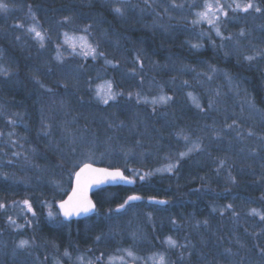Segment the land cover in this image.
<instances>
[{
    "label": "trees",
    "instance_id": "trees-1",
    "mask_svg": "<svg viewBox=\"0 0 264 264\" xmlns=\"http://www.w3.org/2000/svg\"><path fill=\"white\" fill-rule=\"evenodd\" d=\"M20 1L22 9L10 15L6 14L9 17L4 20L0 15V49L12 55V64L9 66L22 79L27 78L28 73L41 77L49 89L43 96L34 88H30L25 80H18V83L14 81L8 85L7 82H0V130L14 131L16 117L9 113L16 111L14 109L19 110L17 114L26 110V113H29L28 123L31 131H27V135L33 146H36L35 154L46 153L47 157L54 158L57 153L54 149L57 147L63 156L74 152L76 139L73 135L70 136L72 130L78 132L83 141L92 140L95 134L96 138L104 141L103 144L116 142L119 147L121 141L127 144L134 142L141 135L138 132L146 129L142 138L149 141L145 142L151 147L163 151V155H169L186 134L190 135L201 142V149L179 161L175 170V173L180 174L178 179L174 174L152 172L148 179L149 186L145 185L142 189L138 188L137 183L134 186L102 188L94 194L98 203L97 212L107 207L112 213L111 217L122 221L121 217L118 219L115 216L122 211L119 209L120 205L129 206L128 197L134 192H140L139 195L144 199L134 202L135 204L146 206L144 210H153L157 217L162 213L171 212L178 221L176 227L186 247L169 250L173 264H264V254L259 251L264 248L263 220L258 215H251V212L241 206L232 205L229 208V192H223L229 187L233 191L250 195L264 213V174L259 173L264 169L261 167L264 163V121L259 122L241 111V102L238 98L235 99L236 91H228L225 78V74H228L238 81L240 90L244 91L245 87L254 96L255 103L264 115V65L249 66L242 62L243 51L247 49L246 53L249 55L254 49L252 46L264 44V0H257L255 3L261 9L260 12L255 11L256 21L252 19L247 24H237L235 32L239 33L246 28V38H224L220 41L216 39L218 41L215 43L205 39L207 44L200 47H193L199 44V41H193L197 37L185 34L194 25L188 26L183 18L178 17L186 12V9L198 7L196 5L200 2L196 0L188 4L191 0H186L183 13L174 12L175 17L171 22L175 31H169L170 28L158 25L147 16L135 14L133 7L119 15L113 11L117 7L107 0ZM143 6L149 7L152 12H160L156 16L168 12L163 5L156 2H147ZM33 17L47 29L49 38L44 48H36L40 56L53 57L51 43L52 38L57 35V30L74 31V27L86 25H89L90 33L103 55L90 59L89 61L93 62L92 68L84 70L83 75L77 78L56 63L52 64L51 69L48 63V71L51 72L46 73V76L41 75L40 71L35 69L34 58L29 57L34 53L31 48L24 49L21 44L22 47H17L18 43L10 35L5 39V34L9 33V26L14 21L17 24L35 23ZM65 17L70 19L65 21ZM1 21L7 24L4 25ZM255 25H260L261 30L255 28ZM125 71L131 76L125 78ZM100 74L114 80L119 93L115 101L105 104L93 99L91 81H95ZM71 77L75 79L72 80ZM158 89H165L170 94V104L159 107L142 100L148 93ZM190 92L202 99V106L196 105L189 95ZM91 109H101L106 114L101 119L97 118L99 125L96 122L93 127H88L87 117ZM130 115L133 118H130ZM89 119L93 121L95 117L90 114ZM23 120H26V116ZM119 122L122 123L116 131L110 123ZM123 122L127 125L124 126ZM52 123L55 129L50 126ZM229 125L231 127H228ZM40 127L50 132L54 145L55 138L66 147V154L64 147L55 145L52 149L48 146L50 137L48 138L47 133L40 130ZM55 134L68 137L61 140ZM151 139H158V142ZM153 155L141 165L140 172L143 175L148 168L166 163L163 162V155L154 152ZM85 160L89 159H82ZM221 161L224 162L223 165ZM129 162L130 160H117L102 164L123 167L128 173ZM153 184L159 188H153ZM101 191L114 194L106 206H102L101 200L97 198ZM164 191L167 196L159 194ZM151 196H164L167 203H151L147 200ZM174 205L179 208V214H176L178 209H175ZM97 212L83 219L66 220L65 230L56 229L59 233L55 235L47 230V227L44 230L46 234L55 236L54 239L63 243L67 236L82 240L81 244L88 241L86 243L98 247L97 254L104 253L107 250L106 240L93 243L91 238H87L90 234L83 232L87 225H91L90 228L95 230L102 228V225L104 227L106 215L98 216ZM209 215L210 226H200V221ZM73 223L76 224L75 227H72ZM173 229L175 226L167 228L166 232L174 235ZM158 235L162 240L163 230L159 231ZM114 236L121 239L120 241L132 239L130 229H127V233L118 232ZM147 241L149 246L154 240L149 237ZM117 242L116 239L110 240V243ZM40 248L47 251L40 252L37 259L27 257L25 261L15 258L11 260L7 254L1 257L0 264H51V249L44 243L40 244ZM102 258L99 256L96 264H102Z\"/></svg>",
    "mask_w": 264,
    "mask_h": 264
},
{
    "label": "rangeland",
    "instance_id": "rangeland-1",
    "mask_svg": "<svg viewBox=\"0 0 264 264\" xmlns=\"http://www.w3.org/2000/svg\"><path fill=\"white\" fill-rule=\"evenodd\" d=\"M194 1L195 0H191L187 2V4L193 3ZM196 1L200 2L196 5L198 7H191L189 9H186V12L183 13V7H175V5L185 6L186 0H107L108 3H112L115 5V7L121 8L124 13H126L130 9V7H133V9L135 10V14H139L144 17L147 16L153 21L155 20L158 25L164 26V28L166 29L170 28L169 31H175V29L172 27L171 22L172 18L175 17L174 12L179 14L182 12L183 14L178 17L183 18L188 26L194 25L193 28L190 29V31L185 32V34L187 35L188 33L191 37H197L193 41H199L198 43L201 46L207 44L205 39H209L210 42L215 43L218 40L220 41L224 38L228 39L229 37H240L237 38V40L246 38V28L243 29V36L240 35L241 31L239 33L235 32L237 30V24H247L248 22H251L252 19L254 21L257 20L254 9H249L247 12H245L235 8V5L237 3L241 4V6L246 5L249 2L257 5L255 4L257 0ZM147 2H156L157 4L163 5L165 10H168V12L166 14L163 13V15L158 14V16H156V14L160 12H152L150 11L149 7H144L143 4H147ZM0 3L7 5L6 10H0V15L2 16L3 20L9 17H7L6 14L10 15L15 13L19 9H22V2L20 0H0ZM205 3H210L213 6V9H215L217 3H219L220 5H223L224 12L227 13V15H224L220 11L215 12L216 17H219V19L215 20L214 23L216 27L219 28L220 35L217 34L215 27L208 24L206 21H202L198 24L192 23L193 20L197 19L196 13L204 11ZM136 6L138 7L137 9ZM243 14L246 15L243 16ZM248 14H250L251 17H249ZM209 15L211 16V13ZM33 20L35 21V23L32 22L28 24H21L20 22L17 24L14 21V23L9 26V33H7V35L5 34V39H7L8 35H10L12 39H14V41L19 44H17V47L23 46L22 48L24 49L31 48L34 53L32 56L29 55V57L34 58L36 62L35 69L40 71L41 75L46 76V73L51 72L48 71V63L50 69L52 68V64L56 63L57 65L61 66L64 71H67L74 75L75 78H77V76H82L84 70L92 68L93 62L89 60L96 59L100 55H97L96 58H93L91 55L84 56L80 54H74L72 48L64 43L65 33H68L70 37L73 35L87 36L88 41L97 49V53H100L99 45L93 39V36L90 33V29L88 28L89 25H86L87 23L85 24V27H74V31L68 29L60 32L59 30H57V35L52 38L51 43V49L54 58H49V56L46 58L44 57V55L40 56V53L36 51V48L42 49L48 42L49 38L46 34L47 29L43 28L41 24L38 23L37 19H35V17H33ZM1 22L5 23L4 25L7 24V22L5 21ZM33 24H36L38 29L46 35L43 46H41L40 42L37 39L33 38V34H30L28 32V28ZM260 27V25H255V28H259L261 30ZM86 28L87 32L84 31V29ZM6 29H8V27ZM5 32H7V30H5ZM18 37L19 39H17ZM11 44L13 45V43ZM252 48L254 49L249 53V55H247L246 49L245 51H243L242 56L244 57H242L241 55L239 56L240 58L242 57V59H244V61L242 62L249 64V66L251 65L258 67L259 65H264V44L255 45L252 46ZM76 52L79 53L80 49L77 48ZM254 52L255 54H253ZM58 54L59 59L57 58ZM248 56H252L254 58L252 60H247L245 57ZM11 57L12 55L10 56V53L5 52L4 49H0V82H7L8 85L10 83H13L14 81L17 82L18 80H25L26 82H28L30 88H34L36 92L45 96L47 94L46 90L49 89V87L48 85L43 83L44 80L41 77L30 75L29 73L27 78L22 79L21 76L18 75L15 70L13 71V68L9 66L10 64H12L11 62L13 58ZM47 59L49 60V62ZM170 61L171 57L169 58L168 62L170 63ZM172 66H174V64ZM125 76V78H127L131 75L127 71H125ZM75 78L71 77L72 80H74ZM225 78L227 80L228 87L226 88L228 89V91H236L235 99L238 98L239 102H241V104L239 105L241 111L246 113V115L248 116H252L257 121L263 122L264 115L261 111V108H259L255 103L254 96L251 95L245 87L244 91L240 90L238 88L240 84L233 77H229L228 74H225ZM106 81H111L113 92L118 93L114 80L112 78H109L108 76H105V74H100L95 81H91L94 100L102 102L96 96V90L98 85H104ZM32 85H35V87H33ZM81 86L82 88H84L83 85ZM189 94H191L190 97L197 106H202L203 101L197 94H195L194 92H190ZM161 96L171 97L165 89H158L156 91H151L150 93H148L142 100L145 103L159 107L170 104L171 99L168 100L167 103H153L154 99L158 101L159 97ZM250 100L254 102V106L249 102ZM110 101L113 100H109L108 102ZM14 110L16 111L9 113L13 114V116L16 117L15 121L17 122V124H13L15 126L14 131L11 129H8L7 131L0 130V204L4 205L3 208H0V260L1 257L3 258L7 254L10 257L9 259L11 260L15 258L16 260L25 261L27 257H29L30 259L32 257L37 259V256L40 252L47 251L46 249L40 248V244L44 243V245L51 249L52 255H50L51 258H53L51 264H96L99 256L103 257V261H101L102 264H153L150 257H153V255L157 253L164 254L167 264H173L172 259H170L169 257V250L171 248L166 241L168 237H171L173 240L177 241L178 244H185V241H183L179 235L180 231L177 230L178 227H176L178 221L176 220L174 214L171 212L167 214L162 213L159 217H157L153 210H144L146 206H139L138 204L134 203L138 201L129 202V206L119 208L122 211L116 213L115 216L118 219L119 217H121L122 221L127 222H122L120 220H117L115 217H111L112 213L109 212V209L106 207L97 212L98 216L106 215V223L104 227L102 225V228H99V230H95V228H90L91 225H87L83 228V232H88L90 236H93H87L88 239L91 238L93 243L97 244L100 240H106L107 250H105L104 253L97 254L96 250L98 247L96 245L86 243L88 241L81 244L80 241L82 240L79 241L74 237L71 238L67 236L64 243L58 241L57 239H54L56 238L55 236L46 234V230L44 229L45 227H47V230H49L50 232H54V235L55 233H59V231H55L56 229L65 230L66 226L64 225V223L66 222V220L61 214L58 208V204L59 201L69 193V190L72 187L73 176L76 168L86 161H82L83 158H88L89 161L97 163H109L117 160H130L128 164V174L132 177L133 182L138 184V188L142 189L145 187V185L149 186L150 180L148 179H150V177L152 176V172L174 174V176L178 179L180 177V174L175 173V170L179 164V161L184 157H190V155L194 152H197L199 148L201 149V142L199 140L186 134L185 138H182V140L178 143V147H175L173 149V152L169 153V155H163V151L162 153L159 149L151 147V145H148L145 142L147 140H144L142 138V135L146 133V129H144L142 132H138L141 135L138 134L139 137L134 142L127 144L121 141L119 147L117 146L116 142H114V144H109L108 142L103 144L104 141H102L101 138H96L95 134H93L92 140L83 141L79 137L78 132L72 130L70 131V136L73 135L76 139V146L73 149L74 152H71L72 154H70L69 156V153H67L66 156H63V153L58 147L55 148V145L64 147L65 154L66 147L55 138L54 145L53 139L49 134L50 132L45 131L42 127H40V130H44L43 132L47 133L48 138L50 137L49 141L47 142L48 146L52 149L55 148L54 151L57 152L55 155L56 158L49 156L47 157L46 153L35 154L36 146H33L32 140H30V137L27 135V131L31 133L28 123L29 113H26V110H21V113L17 114L16 112L19 110ZM90 114L95 117L93 121L92 119H89ZM104 114L106 113L101 109H91L88 112L87 117L88 127H93L94 123L97 122V118L101 119ZM25 116L26 120H23ZM10 117L12 118L11 115ZM130 118H133V116L130 115ZM17 119H19V121H17ZM121 123L122 122L115 124L110 123V125L111 127L113 126L117 131L119 130L118 127L121 125ZM97 124L99 125V122H97ZM123 124L124 126L127 125L125 122H123ZM57 125L59 126V123H57ZM50 126L52 127V129L56 128L53 123ZM9 133H11V135H9ZM55 135L61 140H65L68 137L62 134ZM151 141L158 142V139H151ZM35 144L38 145L37 143ZM190 149L191 151H189ZM153 152L158 155H163V162L166 163L161 166L160 164H156L155 166H152L151 169L148 168L145 175H143V173L140 172V169H142L141 165L146 162V159L152 158L154 156ZM180 153L187 154L181 157L179 155ZM170 166L172 169L171 171L168 170ZM261 167L262 169L264 168V163L261 164ZM259 173L264 174V169L260 170ZM141 174L142 176H140ZM139 178L140 180H138ZM153 185V188H159V186L155 184ZM226 191L229 192L230 197V199L227 198L229 202L228 206H241L242 208L251 212V215H256L252 212V209H256L258 213L264 214L262 208H260L259 204L255 200H253L250 195L239 191H233L229 189V187L223 192L226 193ZM139 194L141 193H132V195ZM159 194L167 196L166 191ZM113 195V193L108 194V192L106 191H101L97 194V198L101 200L102 206H106L108 205L107 203L113 197ZM24 201H28L31 207L29 208L28 205H25L23 203ZM174 206L176 207V205ZM175 209H178V211H176V214H179V208L176 207ZM50 212L53 214L51 217L49 216ZM9 218H11V221H14V223H12ZM210 219V215L207 216L206 219L200 221V226H207L208 228L210 226ZM205 221L207 223H205ZM187 223L191 224L189 221H187ZM74 224L75 223L72 224V227H75ZM173 226H175V229H173L174 235L167 233V228H171ZM127 229L131 230L132 239L127 238L126 240L128 241H120L121 239L117 237L115 238L114 235L116 233H127ZM161 230H163V241L158 235V232ZM97 237H100V239L97 240ZM149 237L154 241H151L148 246L147 240ZM113 239H116L118 242L110 243V240ZM20 240H28L31 242V245L26 248H19L17 247V245ZM100 245H102V243ZM160 246H162L163 248H160ZM123 249H130L135 254L136 258L134 259L133 257L127 256ZM65 250L68 251V253L70 254L69 256L64 255ZM120 257H123V260H121Z\"/></svg>",
    "mask_w": 264,
    "mask_h": 264
},
{
    "label": "snow or ice",
    "instance_id": "snow-or-ice-1",
    "mask_svg": "<svg viewBox=\"0 0 264 264\" xmlns=\"http://www.w3.org/2000/svg\"><path fill=\"white\" fill-rule=\"evenodd\" d=\"M175 7H183V5H175ZM235 8L240 9L245 12H247L249 9H254L256 12L261 11L259 6H256L251 2L243 6L237 3L235 5ZM6 9H7V5L0 3V10H6ZM113 11L119 15H123V10L119 7L114 8ZM216 11H220L224 15H227V13L224 12L223 5H220L219 3H217L216 8L213 9V6L210 3H205L204 11L196 13L197 19L193 20L192 23L198 24V23H201L202 21H206L208 24L213 25L215 27L217 34L220 35L219 28L216 27L214 23L215 20L219 19V17H216L215 15ZM210 13H211V16L209 15ZM69 19H70L69 17L64 18L65 21H68ZM84 31L87 32V28L84 29ZM28 32L30 34H33V38L37 39L40 42L41 46H43V43L46 39V35L38 29L36 24H33L32 26H30L28 28ZM240 35L241 36L244 35L243 30H241ZM64 37H65L64 43L69 45V47L72 48L74 54H80L84 56L91 55L93 58H96L97 55H101V56L103 55V53H97V49L88 41L87 36L73 35L70 37L68 33H65ZM17 39H19V37ZM200 46L201 45L199 44L193 45V47H200ZM77 48L80 49L79 53L76 52ZM57 58L59 59V54ZM245 58L247 60H252L254 57L248 56ZM138 59L139 57H137V60ZM107 63H111V61H107ZM213 71H215V69H213ZM118 95L119 93L113 92L111 81H106L104 85L97 86L96 96L105 104H107L109 100L115 101ZM129 95H132V94H129ZM170 99L171 97L161 96L159 97L158 101L154 99L153 103H157V102L167 103V101ZM249 102L252 103L254 106V102L252 100H250ZM228 127H231V125H229ZM9 135H11V133H9ZM189 151H191V149ZM186 154L187 153H180L179 155L183 157ZM220 163L221 165H223L224 162L221 161ZM168 170L169 171L172 170L171 166L169 167ZM93 174H95V179H94L95 183H101L108 179H112V180H115L117 178L127 179V177H124L123 174L118 169L115 171H110L108 169L94 168L91 164H85L82 168H80L79 172L75 173L77 187L73 189V195L70 196L67 201H63L60 204V208L63 210V215L65 218L71 217L73 215L78 216L81 214H87V213L96 211V205L90 200H88L86 196V190L89 184V177L93 176ZM136 199H139V197L137 196L128 197V200H136ZM23 203L25 205H28L29 208L31 207L28 201H24ZM3 207L4 205L0 204V208H3ZM120 207L123 208L124 205H120ZM228 207L231 208V205H229ZM252 212L256 215H260L261 219L264 220V214L258 213L256 209H252ZM52 215L53 214L50 212L49 216L51 217ZM9 220L11 221V218H9ZM11 222L14 223V221H11ZM205 223L207 222L205 221ZM96 239L99 240L100 237H97ZM166 242L168 243L170 248L186 247L185 245L178 244L177 241L173 240L171 237H168ZM30 245H31L30 241L20 240L17 247L26 248V247H29ZM123 251L127 254V256L133 257L134 259L136 258L135 254L130 249H123ZM226 251L230 252L231 250L226 249ZM259 251L262 254H264V248H260ZM64 255L69 256L70 254L68 253L67 250H65ZM181 258L183 257L181 256ZM120 259L123 260V257H120ZM150 259L152 260L153 264H167L164 254H161V253L154 254L153 257H150Z\"/></svg>",
    "mask_w": 264,
    "mask_h": 264
},
{
    "label": "water",
    "instance_id": "water-1",
    "mask_svg": "<svg viewBox=\"0 0 264 264\" xmlns=\"http://www.w3.org/2000/svg\"><path fill=\"white\" fill-rule=\"evenodd\" d=\"M85 164H91L94 168L108 169L110 171H115V170L118 169L123 174L124 177H127V179H122V178H117L115 180L108 179V180H106L104 182H101V183H95L94 182L95 174H93V176L89 177V184L87 186L86 196H87L88 200H90L91 202H93L96 205V211L90 212V213H87V214H81V215H78V216L77 215H73V216L68 217V218L64 217L65 220H67V221L83 219V218L91 216V215H93V214H95L97 212L98 203H97L96 198L94 196L96 191H98V190H100L102 188H105V187H109V186H118V185L133 186L134 185L132 177L129 174L126 173V171H125V169L123 167H119V166H109V165L100 164V163L93 162V161H86V162L82 163L77 168L75 173L79 172L80 168H82ZM75 173H74V177H73L71 190L69 191V193L63 199H61L59 201V204H58V208H59V210H60L62 215H63V210L60 208V204L63 201H67L69 199V197L73 195V189L77 187ZM132 196H137V197H139V199L128 200L129 202H131V201H141L142 200V197L140 195H132ZM148 201L151 202V203H158V204H161V205H164V204L167 203V199L165 197H160V196H151V197L148 198Z\"/></svg>",
    "mask_w": 264,
    "mask_h": 264
}]
</instances>
